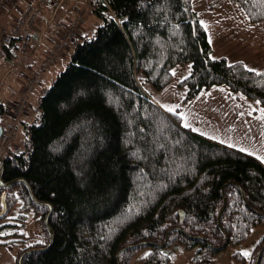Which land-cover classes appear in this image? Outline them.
I'll use <instances>...</instances> for the list:
<instances>
[{
	"label": "trees",
	"instance_id": "16d2710c",
	"mask_svg": "<svg viewBox=\"0 0 264 264\" xmlns=\"http://www.w3.org/2000/svg\"><path fill=\"white\" fill-rule=\"evenodd\" d=\"M230 1L251 22L264 20V0ZM90 4L102 24L77 36L36 117L24 123V144L0 157L9 183L0 184V245L28 240L20 227L31 210L46 238L19 252L22 264H118L119 251L121 264H130L142 247H149L143 264H169L175 243L207 262L226 239L225 247L241 244L254 226L264 227V165L184 126L149 96L139 73L159 90L175 65L191 63L179 82L188 88L185 100L225 83L264 104V69L212 56L191 0ZM6 111L0 101V119ZM18 201L19 213L9 217ZM49 204L54 239L46 248ZM168 231L164 246L146 243H163ZM263 244L264 234L249 257L238 258L255 264Z\"/></svg>",
	"mask_w": 264,
	"mask_h": 264
},
{
	"label": "crops",
	"instance_id": "0c3cea01",
	"mask_svg": "<svg viewBox=\"0 0 264 264\" xmlns=\"http://www.w3.org/2000/svg\"><path fill=\"white\" fill-rule=\"evenodd\" d=\"M30 1L16 0L8 9L2 10L0 12V27H11ZM46 1L45 5L40 6V17L31 30L35 41L40 38L41 42L35 45L34 50L27 57L15 46L8 47L5 49V57L0 60V71H2L0 101H3L7 108L0 119V124H4L12 118L11 107L22 95L26 77L40 72L45 55L53 45L54 35L65 27V22H68L69 18L73 17L72 15L82 10L78 7L80 6L78 0ZM88 4L91 7L90 0H88ZM81 29L82 34H88L84 24ZM69 52H72V48L65 50L41 72V83L30 92L28 106L20 116L18 132L11 144L12 149L20 148L24 144L25 133L19 136L20 129L23 131L24 123L32 122L36 117L33 112L34 107L38 105L45 88L65 68ZM20 69L21 77H15L13 82L7 81L12 72ZM172 72L171 81L159 90L155 89L142 74H140V78L143 82L139 79L145 91L162 109L167 111L169 108L176 109L175 112L181 117L184 126L188 124L197 133L228 147L243 149L244 152L255 156L264 165V160L261 159L264 157V104L244 93L233 91L225 83L203 88L193 98L185 100L188 88L180 85L179 82L190 74L191 63L175 65ZM21 205L22 201H18L12 208L9 217L16 216ZM32 218L34 219L33 216ZM13 230L14 228L9 227L1 231L8 234ZM18 252V247L12 251L11 260L16 264Z\"/></svg>",
	"mask_w": 264,
	"mask_h": 264
},
{
	"label": "rangeland",
	"instance_id": "374dc122",
	"mask_svg": "<svg viewBox=\"0 0 264 264\" xmlns=\"http://www.w3.org/2000/svg\"><path fill=\"white\" fill-rule=\"evenodd\" d=\"M191 1L193 8L198 13L199 19L205 25L208 32L213 47L212 56H224L229 62L242 60L246 66L251 69H264V20L251 22L243 8L237 3H232L230 0ZM78 3L80 5L78 7L83 10L84 14L83 24L88 34H93L98 26L102 24V18L89 6L88 0H78ZM68 48H72L73 51L74 43L72 42ZM70 55L71 52L67 55V63L70 59ZM20 71L21 69L12 72L7 81L13 82L15 77H21ZM1 74L2 71H0V76ZM140 74L142 73H139V78ZM36 107L37 106H35L33 110L35 114L37 113ZM24 133V129L23 131L20 129L19 136H22ZM33 214L32 210L27 212L25 225L20 227V231L28 237V240L14 246L15 248H9L4 245H2L3 247L0 246V264H16L11 260L13 250L15 251L18 247L20 252L32 243L45 240V230L41 223L36 224ZM3 232L5 231H1V234L4 235L5 233ZM263 234V226H254L241 244H229L224 249L215 253L207 262L196 261L195 248L188 250L183 248L180 244L175 243L167 247L168 253L172 256L169 264H243L242 260L238 258L237 253L242 254L244 251H247L251 254ZM148 251L149 247L138 249L132 257L130 264H143L141 257Z\"/></svg>",
	"mask_w": 264,
	"mask_h": 264
},
{
	"label": "built area",
	"instance_id": "2783aa9c",
	"mask_svg": "<svg viewBox=\"0 0 264 264\" xmlns=\"http://www.w3.org/2000/svg\"><path fill=\"white\" fill-rule=\"evenodd\" d=\"M14 0H0V12L6 7H9ZM29 2L28 7L23 11L20 18L10 27L2 26L0 28V58L5 55V47L15 45L19 52H29L32 46L36 43L31 29L38 21L40 14L38 7L44 4L45 0H35ZM84 17L82 13H78L75 18H69V23L62 30L54 35L53 45L49 48L45 62L42 65L44 69L50 62H52L58 55L66 50L69 45L77 38L81 32ZM40 82V76H29L23 84L21 97L12 107V115L17 118L26 108L27 96L29 92ZM16 132L15 121L7 122L4 131L0 137V155L4 152L7 145L14 137Z\"/></svg>",
	"mask_w": 264,
	"mask_h": 264
},
{
	"label": "water",
	"instance_id": "95a60500",
	"mask_svg": "<svg viewBox=\"0 0 264 264\" xmlns=\"http://www.w3.org/2000/svg\"><path fill=\"white\" fill-rule=\"evenodd\" d=\"M1 132H2V125L0 124V134H1ZM1 166H2V160H1ZM1 174H2V171L0 172V184H1V185H4V186L9 185L8 182L5 183V182L2 181ZM34 198H35V197H34ZM35 200H36L37 202H39V203L41 202V201H39V200H37V199H35ZM4 209H5V208H4ZM4 209L2 210V212L4 211ZM51 210H52V207H51V205L49 204V212L47 213V215H46V217H45V223H46V225H47V228L49 229V232H50L51 238H50V242H49L48 246H46V248L49 247V246L52 244L53 239H54L53 230H52V228L50 227L49 222H48V219H49V215H50V213H51ZM169 231H170V230H169ZM169 231H168V233H167V235H166V238H165V241H164L163 243H157V242H153V241H149V242H146V243H149V244H157V245H159V246H164V245L167 243V238H168ZM226 244H227V239H226V241L224 242V244L219 245V246H215V247H216L217 249H223V248L226 246ZM263 248H264V244H263V245L261 246V248L258 250V253H257V256H256V260H255V264L258 263ZM119 253H120V251H119L118 254H117V261H118V264H121V261H120V259H119ZM23 255H24V252H22V253L20 254V256H19V258H18V264H22V263H21V258H22Z\"/></svg>",
	"mask_w": 264,
	"mask_h": 264
},
{
	"label": "snow or ice",
	"instance_id": "6c2138e0",
	"mask_svg": "<svg viewBox=\"0 0 264 264\" xmlns=\"http://www.w3.org/2000/svg\"><path fill=\"white\" fill-rule=\"evenodd\" d=\"M252 71H254V70H252ZM169 111H172V112H175V108H169L168 109ZM186 127H189L190 125H188V124H186L185 125ZM242 151H243V149H241ZM261 159L262 160H264V157H261ZM242 255H244L245 257H249L250 256V253L249 252H247V251H244L243 253H242Z\"/></svg>",
	"mask_w": 264,
	"mask_h": 264
}]
</instances>
